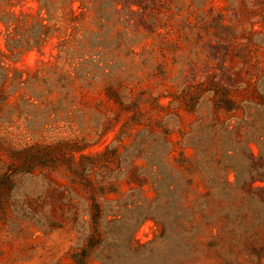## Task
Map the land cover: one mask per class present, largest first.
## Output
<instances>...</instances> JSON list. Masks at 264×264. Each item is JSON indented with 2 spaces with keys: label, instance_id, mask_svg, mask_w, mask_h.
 Returning <instances> with one entry per match:
<instances>
[{
  "label": "rangeland",
  "instance_id": "rangeland-1",
  "mask_svg": "<svg viewBox=\"0 0 264 264\" xmlns=\"http://www.w3.org/2000/svg\"><path fill=\"white\" fill-rule=\"evenodd\" d=\"M220 87L264 89V0H0V264H264L261 119ZM166 130L189 161L156 192Z\"/></svg>",
  "mask_w": 264,
  "mask_h": 264
},
{
  "label": "trees",
  "instance_id": "trees-1",
  "mask_svg": "<svg viewBox=\"0 0 264 264\" xmlns=\"http://www.w3.org/2000/svg\"><path fill=\"white\" fill-rule=\"evenodd\" d=\"M264 88V87H263ZM218 90L216 94L214 95V103H213V113L216 112H224L227 114H231V117H234L238 113H241L244 115L243 119H241L239 122H236L234 125H230L233 127H239L240 125L246 126L248 128H252L253 121L255 119H261V127L260 129L254 130L253 133H251V139L247 140L248 143L251 142L258 145L264 144V89H262L259 93L255 94V97L253 99H247V100H238L234 97H231L229 95V91L226 88H217ZM215 93V91L213 90ZM231 132V129L227 130L226 133L229 134ZM257 132V133H256ZM171 131L166 130L162 135L159 136L160 144L153 147L151 150V158L150 163L153 167L156 168V172L152 175H146L143 173H140V175H136V179L141 184H147L150 183L152 185V189L156 192L158 191H180V186L177 185V181L180 177L176 176L175 172L170 170L173 176H171V173L167 170V163H165L164 157L171 158L174 163H180V162H188L189 158L186 156L184 151H180L176 155V143L171 141L170 138ZM248 152L252 159L261 161V155L259 154L257 157H254L255 155L252 153V151L248 147ZM106 153V152H105ZM103 153L102 155H105ZM17 154V153H16ZM101 156V155H100ZM87 158V157H85ZM141 170V169H139ZM19 171H12L10 174H8L6 177H0V207L4 204V198L6 197L5 191L9 187H12L15 183L16 175H18ZM164 173H166V176L169 177H163ZM170 174V175H169ZM162 177V178H160ZM171 179L173 188L170 189L169 184L166 186L165 182L167 180ZM248 183L254 184L256 181L264 182V171H260L258 173H255V175H251L247 179ZM254 189H260V187H252ZM158 194V193H157ZM133 207L136 210L141 209L139 206L134 205ZM5 209H0V216L6 215ZM107 213L103 212L99 209L93 211L92 213V220L94 223H97L99 219L102 217H106ZM144 217H147V215H144Z\"/></svg>",
  "mask_w": 264,
  "mask_h": 264
}]
</instances>
